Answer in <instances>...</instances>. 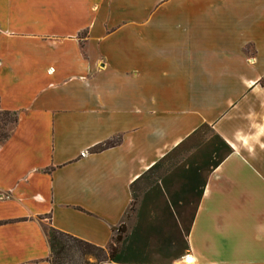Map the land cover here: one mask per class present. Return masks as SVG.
Listing matches in <instances>:
<instances>
[{"label":"crops","instance_id":"0c3cea01","mask_svg":"<svg viewBox=\"0 0 264 264\" xmlns=\"http://www.w3.org/2000/svg\"><path fill=\"white\" fill-rule=\"evenodd\" d=\"M4 111L0 264H50L49 226L107 246L139 176L203 124L231 152L187 248L100 264H264V0H0Z\"/></svg>","mask_w":264,"mask_h":264},{"label":"rangeland","instance_id":"374dc122","mask_svg":"<svg viewBox=\"0 0 264 264\" xmlns=\"http://www.w3.org/2000/svg\"><path fill=\"white\" fill-rule=\"evenodd\" d=\"M13 118L11 112L0 114V138L11 132ZM213 142L212 130L202 128L198 135L169 151L152 171H147L135 182L131 202L121 221L125 230L121 240L115 241L118 249H126V257L163 261L184 249V236L192 219L196 199L194 192L185 186V174L191 166L201 168V179L207 174L213 157ZM216 145L220 147L218 141ZM222 152L220 150L219 154ZM95 263L93 257L78 254H74L73 260L69 262Z\"/></svg>","mask_w":264,"mask_h":264},{"label":"trees","instance_id":"16d2710c","mask_svg":"<svg viewBox=\"0 0 264 264\" xmlns=\"http://www.w3.org/2000/svg\"><path fill=\"white\" fill-rule=\"evenodd\" d=\"M9 112L4 111L0 114H8ZM14 115L13 123L16 122L17 117L14 112H11ZM208 127L207 125H201L199 128H197L191 135L186 137L183 141H181L180 144L187 141L189 138L198 135L199 131H201L202 128ZM209 128V127H208ZM213 132V131H212ZM7 136H4L3 138H0V142L3 141ZM213 140L214 142L211 143L212 147V159H210L209 168L206 171H208L217 166L221 160L231 152V148L229 145L216 133L213 132ZM219 142L218 147L216 145V142ZM112 142H106L103 145H99L97 148H102L111 145ZM179 144V145H180ZM177 145L176 147H178ZM174 147L173 149H175ZM172 149V150H173ZM222 150L223 152L219 154V151ZM169 153V152H168ZM167 153V154H168ZM167 154H165L161 159H163ZM160 159V160H161ZM158 160L155 162L147 171H152L156 164L160 161ZM201 168L198 166H191L186 174H185V186L189 191L191 190L194 192L195 198L197 199L201 193L202 187L204 185L205 176L201 179ZM147 171H145L143 174H145ZM142 175L139 176L141 178ZM138 178V179H139ZM190 191V192H191ZM195 199V201H196ZM124 225L121 222L114 231L116 233L111 236V242L105 246H98L95 245L89 241L83 240L81 238H78L74 235L65 233L63 231H59L55 229L52 226L48 227V241H49V247H50V253L48 257V261L50 264H69L73 260V255L78 254L79 256L83 255H89L93 257L96 261L95 264H100L103 262H117V263H129V262H143L146 260H133L125 256L124 250H126L124 247L122 249H118L115 241L121 240V234L124 232ZM113 231V233H114ZM184 248H187V244L184 241Z\"/></svg>","mask_w":264,"mask_h":264}]
</instances>
